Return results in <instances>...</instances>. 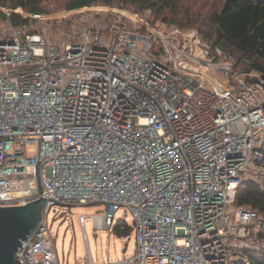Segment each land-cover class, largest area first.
I'll return each mask as SVG.
<instances>
[{
  "label": "built area",
  "instance_id": "2783aa9c",
  "mask_svg": "<svg viewBox=\"0 0 264 264\" xmlns=\"http://www.w3.org/2000/svg\"><path fill=\"white\" fill-rule=\"evenodd\" d=\"M12 13L23 15L0 6V206L40 198V160L46 197L17 264H71L46 219L58 203L102 204L99 229L132 216L136 252L101 263L78 216L88 264H234L264 252L262 215L238 203L248 179L264 185L259 71L124 6L26 15L40 27ZM124 239L127 249L132 233Z\"/></svg>",
  "mask_w": 264,
  "mask_h": 264
},
{
  "label": "rangeland",
  "instance_id": "374dc122",
  "mask_svg": "<svg viewBox=\"0 0 264 264\" xmlns=\"http://www.w3.org/2000/svg\"><path fill=\"white\" fill-rule=\"evenodd\" d=\"M67 1L69 0H38V5L43 8L44 13L58 16L66 9L65 4ZM224 1L225 0H176V3H174L172 7L160 9L152 7L142 9L138 5L131 3L124 4V7L138 12L151 26L163 31L165 34L170 33V28L178 27L186 32L196 30L201 37L204 33H207L210 38L214 39L215 29L213 25V15L215 12L221 10ZM13 2L15 1L0 0V6L5 9H12L11 4ZM29 4L31 5V3ZM19 7L17 10L22 11L24 17L31 13L28 9L23 7L20 9ZM29 23V27H40V25L45 24V21L29 20ZM206 41L208 40L206 39ZM236 55L240 57L241 53L237 52ZM262 63H264V61H262ZM239 69L241 71L246 70L242 67ZM259 73L261 77H264L262 72L259 71ZM102 210L103 205L100 203L75 205L58 203L54 205V208L51 213L46 216V219L49 225L53 226L52 235L55 240L58 255L62 261L69 260L71 264H88L87 243L84 238V229L78 220V216L81 214L87 216L86 228L89 238V248L94 263L108 261L110 257L121 259L127 255H133L136 252L137 246L135 243V230L132 216L127 213L125 209L116 213V218H123L122 222L127 226L129 225V232L132 233V239L128 243L127 249H125L127 241L124 239V235L114 229H99L94 226V219L92 216ZM68 212L74 213V217L71 218L67 216ZM60 224L63 226L59 227Z\"/></svg>",
  "mask_w": 264,
  "mask_h": 264
},
{
  "label": "trees",
  "instance_id": "16d2710c",
  "mask_svg": "<svg viewBox=\"0 0 264 264\" xmlns=\"http://www.w3.org/2000/svg\"><path fill=\"white\" fill-rule=\"evenodd\" d=\"M12 1V0H11ZM12 9H28L31 13H44L43 8L38 5V0H13ZM31 3V5L29 4ZM110 4L125 6L124 4H136L146 8L172 7L176 0H69L65 4L66 9H75L91 4ZM6 16V15H5ZM14 24L28 23L30 18L19 13L9 16ZM215 29L214 39L207 33L202 35L213 46L219 45L236 58L238 68L246 71L257 70L264 74V0H225L220 11L213 15ZM241 53L237 57L236 53ZM240 64V66H239ZM242 65V66H241ZM240 205L252 207L262 215L258 225L257 234L264 237V185L252 179H248L241 188L238 196ZM125 226L122 229V226ZM122 235L129 233V225L118 221L113 228ZM244 259L235 261L234 264H264L263 251L247 250Z\"/></svg>",
  "mask_w": 264,
  "mask_h": 264
},
{
  "label": "water",
  "instance_id": "95a60500",
  "mask_svg": "<svg viewBox=\"0 0 264 264\" xmlns=\"http://www.w3.org/2000/svg\"><path fill=\"white\" fill-rule=\"evenodd\" d=\"M37 162V181L40 198L21 205L0 206V264H17L16 253L23 247L21 240L28 238L42 219L44 200L39 180Z\"/></svg>",
  "mask_w": 264,
  "mask_h": 264
},
{
  "label": "crops",
  "instance_id": "0c3cea01",
  "mask_svg": "<svg viewBox=\"0 0 264 264\" xmlns=\"http://www.w3.org/2000/svg\"><path fill=\"white\" fill-rule=\"evenodd\" d=\"M110 259H115V258H111V257H110Z\"/></svg>",
  "mask_w": 264,
  "mask_h": 264
}]
</instances>
